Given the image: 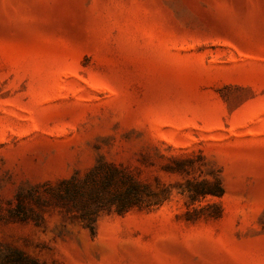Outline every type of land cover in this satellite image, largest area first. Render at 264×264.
I'll return each instance as SVG.
<instances>
[{
	"label": "rangeland",
	"instance_id": "374dc122",
	"mask_svg": "<svg viewBox=\"0 0 264 264\" xmlns=\"http://www.w3.org/2000/svg\"><path fill=\"white\" fill-rule=\"evenodd\" d=\"M0 264H264V0H0Z\"/></svg>",
	"mask_w": 264,
	"mask_h": 264
},
{
	"label": "trees",
	"instance_id": "16d2710c",
	"mask_svg": "<svg viewBox=\"0 0 264 264\" xmlns=\"http://www.w3.org/2000/svg\"><path fill=\"white\" fill-rule=\"evenodd\" d=\"M116 172L117 170L115 168L109 167L107 172L101 179L99 183V187L109 186L114 181ZM76 191H77V188L75 185H73L72 187H67L66 189H64V191H61L58 194V197L64 201L72 200L75 196ZM219 191H221V189L217 187L216 192H219ZM202 193H205V191H202ZM108 202L111 206L116 204L117 210L120 212L127 210L135 205L143 204V200L140 196L138 186L132 181H129L124 194H117L113 199L109 200ZM98 203L101 206L106 204L102 200H99ZM92 222H94V220ZM91 224L89 226H90L91 232L94 233V226Z\"/></svg>",
	"mask_w": 264,
	"mask_h": 264
}]
</instances>
